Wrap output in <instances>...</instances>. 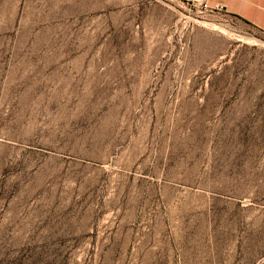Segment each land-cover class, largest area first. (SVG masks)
<instances>
[{"label": "rangeland", "instance_id": "1", "mask_svg": "<svg viewBox=\"0 0 264 264\" xmlns=\"http://www.w3.org/2000/svg\"><path fill=\"white\" fill-rule=\"evenodd\" d=\"M0 264H264V32L0 0Z\"/></svg>", "mask_w": 264, "mask_h": 264}, {"label": "crops", "instance_id": "2", "mask_svg": "<svg viewBox=\"0 0 264 264\" xmlns=\"http://www.w3.org/2000/svg\"><path fill=\"white\" fill-rule=\"evenodd\" d=\"M229 14L238 16L264 32V0H213Z\"/></svg>", "mask_w": 264, "mask_h": 264}, {"label": "built area", "instance_id": "3", "mask_svg": "<svg viewBox=\"0 0 264 264\" xmlns=\"http://www.w3.org/2000/svg\"><path fill=\"white\" fill-rule=\"evenodd\" d=\"M215 8L217 9V8H219L218 6H215Z\"/></svg>", "mask_w": 264, "mask_h": 264}]
</instances>
